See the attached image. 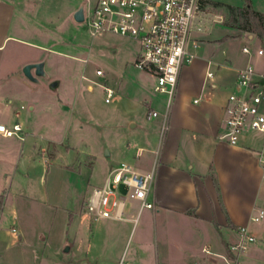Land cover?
Wrapping results in <instances>:
<instances>
[{"label": "crops", "instance_id": "0c3cea01", "mask_svg": "<svg viewBox=\"0 0 264 264\" xmlns=\"http://www.w3.org/2000/svg\"><path fill=\"white\" fill-rule=\"evenodd\" d=\"M42 4L43 0H0V123L12 126L19 122L22 128L21 138L0 134V264H264V214L259 221L253 220L264 210V133L246 131L237 144L218 137L238 68L254 63L264 71V58L245 54L243 47L264 48V37L251 33L227 39L223 57L208 46L202 47L198 54L203 57V66L193 68L194 61L183 68L177 87L180 94L172 111L168 101L163 104L156 97L153 100L147 91L142 76L155 80L147 72L139 70L136 80L123 83L125 95L118 103L129 115L121 129L126 134L122 162L144 173L156 170V207L141 211L139 207L124 219L100 218L86 210L88 191H76L71 206V201L63 205L46 201L51 194L43 180L59 147L55 155L47 156L48 145L55 142L42 146L35 134L42 131V126L35 127L26 117L20 120L33 111V106L25 104V90H34V84L40 81L26 78L11 63L13 57L4 60L10 43L69 56L85 64L88 60L73 55V41L67 43L68 34L59 28L60 23L43 17ZM78 9L79 5L70 3L66 13L73 16ZM40 59L35 62L43 61L45 71L52 58ZM98 68L104 75L97 76L106 77L107 71ZM209 71L214 73L212 78ZM71 73L74 78L75 73ZM55 82L54 87L52 82L45 84L46 89L60 85ZM103 85L107 84H100L102 89ZM145 105L149 110L143 115L140 110L147 108ZM153 110L158 116H150ZM71 161H65L60 169L72 172ZM107 176L94 187L104 185ZM9 196L12 201L15 198L16 207L10 222H5ZM33 202L36 207L31 206ZM55 208L61 218L66 214L65 221L55 228L53 220L47 221L41 228L46 230L45 235L37 231L31 236L24 214ZM241 227L256 240L238 251L232 246L241 241Z\"/></svg>", "mask_w": 264, "mask_h": 264}, {"label": "rangeland", "instance_id": "374dc122", "mask_svg": "<svg viewBox=\"0 0 264 264\" xmlns=\"http://www.w3.org/2000/svg\"><path fill=\"white\" fill-rule=\"evenodd\" d=\"M94 1L43 0L42 4L43 17H48L53 24L60 23L59 28L64 34H68V37L65 35L68 39L67 43L71 44L70 42L73 41V55L87 58L86 64L69 56L53 54L28 45L10 43L5 50L4 60L7 57H13L11 63L20 70L25 64L33 63L39 58L40 60L47 56L49 59L52 58L50 67L48 63L46 64V76L37 77L40 84H34L36 88L32 91L25 90L27 98L25 104L33 106V111L30 116L24 115L20 120L26 117V121L35 127L42 126V131L35 133L40 137L39 144L42 146H47L49 141L55 142L48 145L47 156L55 155L56 146L59 147V153L50 160L48 172L44 173L46 175L43 180L45 188L51 194L46 201L54 205H63L65 201H71L69 203L71 206L73 194L76 191H88L86 194L88 195L97 181L106 177L111 168L119 165L123 159L121 147L126 140V134L121 129L129 113L122 109L118 100L125 95L123 83L126 80L134 81L138 78L140 69L135 65L138 44L131 39L109 32L99 37H92L85 22L77 23L71 14L66 13L70 3L79 5V8L84 7L86 11L89 5L94 4ZM247 3V0H208L203 7V12L199 13L197 18L200 30L194 34V41L199 45L198 51L208 46L210 51L220 52L219 55L223 57L222 50L227 41L218 42L217 39L254 33L241 28L242 19L237 17L239 13L237 9L244 10L251 7L264 15L262 11L264 0H251V5ZM235 18L239 21H235ZM203 55H206V49H203ZM202 63L203 57L198 54L193 68H201ZM68 66H72V70ZM98 66L107 71L106 77L95 74ZM71 71L75 73L74 78H71ZM141 80L153 96L154 99L151 98V100H156V97L163 104L167 103L168 95L159 94L153 89L155 80L152 77L142 76ZM55 81L60 82L58 87L46 89L45 84ZM100 84H107L116 90L115 96L109 103L105 101L106 95ZM179 94V91L175 94L171 111L175 108ZM58 99H64L61 103L59 102L63 108L57 103ZM145 106L147 108L140 110L143 115H146L149 110V105ZM24 112L26 111L23 110V114ZM67 149H71L72 152H68ZM108 151H111L110 155ZM91 155L94 157H90ZM71 160L73 161L72 172L66 173L60 169L61 164ZM56 191L57 194H55ZM12 198L9 196L6 203L5 222H10L13 209L16 207L15 198L13 201ZM12 202H15V206ZM31 206L36 207L37 203L33 202ZM139 207L138 201L128 202L125 207V217L135 214ZM58 211L55 208V211L47 209L41 214L37 212L24 214V223L28 227L26 230L31 236L37 231H42L45 235L46 230L41 229L45 222L51 223L53 220L54 227L55 224L57 226L65 221L66 214L61 218V213ZM140 218L142 224L144 216L141 215ZM72 223L73 220L69 225L68 236L72 231ZM51 231L55 236L56 230Z\"/></svg>", "mask_w": 264, "mask_h": 264}, {"label": "built area", "instance_id": "2783aa9c", "mask_svg": "<svg viewBox=\"0 0 264 264\" xmlns=\"http://www.w3.org/2000/svg\"><path fill=\"white\" fill-rule=\"evenodd\" d=\"M207 1L96 0L83 11V22L92 37L109 32L137 42L136 67L155 78L154 90L168 95L170 107L181 71L197 58L199 45L194 34L200 30L197 18ZM243 52L264 58L263 47L244 46ZM95 73L104 75L100 68ZM213 76L209 71L208 77ZM103 89L106 102H110L116 90L108 85H103ZM150 116H158V112L153 110ZM220 126L218 137L230 144L239 143L249 130L264 133V71L254 63L238 68L235 90L228 96ZM21 132L19 122L12 126L0 123L3 136L20 137ZM155 182V169L144 173L128 162H121L111 168L104 185L92 189L85 201L86 210L100 218L124 219L128 202H140V211L154 209ZM263 214L261 210L253 220L259 221ZM239 233L242 240L232 246L234 250H245L248 243L256 240L245 227Z\"/></svg>", "mask_w": 264, "mask_h": 264}, {"label": "trees", "instance_id": "16d2710c", "mask_svg": "<svg viewBox=\"0 0 264 264\" xmlns=\"http://www.w3.org/2000/svg\"><path fill=\"white\" fill-rule=\"evenodd\" d=\"M248 3L251 5V0H247ZM239 12L237 14V17H240L242 19L241 22V28L244 30H250L257 34L260 38L264 37V15L261 12L255 11L251 7H247L244 10L237 9ZM237 19V20H236ZM235 21H239L238 18L234 19ZM251 23H253L251 25ZM239 36V35H237ZM237 36H224L220 39H217L216 41L221 42L225 41L227 39L235 38ZM2 202H3V195H0V211L2 208Z\"/></svg>", "mask_w": 264, "mask_h": 264}, {"label": "water", "instance_id": "95a60500", "mask_svg": "<svg viewBox=\"0 0 264 264\" xmlns=\"http://www.w3.org/2000/svg\"><path fill=\"white\" fill-rule=\"evenodd\" d=\"M73 18L76 22H83L84 16H83V8H79L76 10V12L73 14ZM44 62L39 61V62H33V63H27L22 67V72L26 78L29 80L36 82L38 76H44L45 71H44ZM32 70L33 73H32ZM56 82H52L51 86L54 87L56 86Z\"/></svg>", "mask_w": 264, "mask_h": 264}, {"label": "flooded vegetation", "instance_id": "af4514ba", "mask_svg": "<svg viewBox=\"0 0 264 264\" xmlns=\"http://www.w3.org/2000/svg\"><path fill=\"white\" fill-rule=\"evenodd\" d=\"M34 71V70H33Z\"/></svg>", "mask_w": 264, "mask_h": 264}]
</instances>
